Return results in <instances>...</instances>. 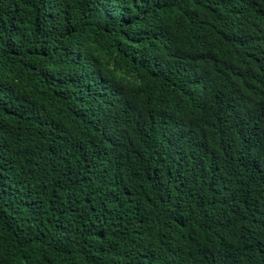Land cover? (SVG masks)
<instances>
[{"label":"trees","instance_id":"1","mask_svg":"<svg viewBox=\"0 0 264 264\" xmlns=\"http://www.w3.org/2000/svg\"><path fill=\"white\" fill-rule=\"evenodd\" d=\"M0 264H264V0H0Z\"/></svg>","mask_w":264,"mask_h":264}]
</instances>
